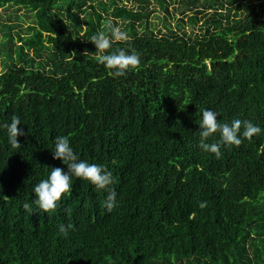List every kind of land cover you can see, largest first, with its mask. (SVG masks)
I'll use <instances>...</instances> for the list:
<instances>
[{"label": "trees", "instance_id": "obj_1", "mask_svg": "<svg viewBox=\"0 0 264 264\" xmlns=\"http://www.w3.org/2000/svg\"><path fill=\"white\" fill-rule=\"evenodd\" d=\"M175 4L177 25L164 16L158 29L154 5L176 18ZM3 9L16 19L0 21V264H264V0H0ZM109 25L126 38L107 51L140 58L122 77L91 41ZM204 109L262 131L239 146L213 134L217 158L198 146ZM13 116L25 132L16 147ZM57 136L112 172V212L107 193L79 178L55 210L33 203L50 168L67 171L53 158ZM61 224L74 226L67 237Z\"/></svg>", "mask_w": 264, "mask_h": 264}, {"label": "clouds", "instance_id": "obj_2", "mask_svg": "<svg viewBox=\"0 0 264 264\" xmlns=\"http://www.w3.org/2000/svg\"><path fill=\"white\" fill-rule=\"evenodd\" d=\"M110 36H106L103 32L97 33L91 39L96 45L100 55L97 60L107 69L113 70L116 77H122L126 73L140 63V58L136 53H126L124 50L107 51L112 48L115 41L123 40L126 34L118 27L109 25ZM218 113L210 109H204L202 119L199 123V148L206 153H214L217 158L220 157L219 146L217 143H208L209 137L217 132L220 135V140L228 146H239L242 139H251L254 135L259 134L262 129L254 125L248 120L234 119L231 123L219 122ZM21 121L18 117L13 116L11 122L5 127L8 132V140L12 147L20 145L18 137L24 136L25 132L18 126ZM243 127V131L241 128ZM53 158L60 160L67 166V171L63 168L52 167L46 179L41 180L34 186L33 192L35 199L33 203L38 209L45 213L55 210L63 197L71 193L73 178H79L83 181H88L96 191L107 193L104 204L107 211L110 213L118 206L117 192L112 187L114 178L111 171L101 164L89 163L86 160H81L75 153L68 136H57L55 138L54 148L51 150ZM205 203H201L200 207H205ZM23 208L31 212V204L25 202ZM72 224L59 226V233L67 237L69 232L73 230Z\"/></svg>", "mask_w": 264, "mask_h": 264}, {"label": "rangeland", "instance_id": "obj_3", "mask_svg": "<svg viewBox=\"0 0 264 264\" xmlns=\"http://www.w3.org/2000/svg\"><path fill=\"white\" fill-rule=\"evenodd\" d=\"M154 7L156 8V12L152 15V19H153V22L155 23V25L157 26L158 29L165 30V26H164L165 25V22H164V19H163L164 16L165 17L166 16L169 17V20L171 21V23L173 24V26H176L177 25V22H178L177 19H178V17H181L182 16V14H180L179 11L175 10V8L178 7V4H175V5H171L170 6L171 12L178 14V16L176 18H170V16L167 14V12L165 10H163L162 8H160V6H158V5H154ZM184 8H185L184 6L181 7L180 8V11L183 10ZM0 13H1V16L4 18L3 20H0L2 22H4V21H10V19H12V22H13L16 19V18H9L10 15H12L14 17V15L12 14V10L11 9H8L7 11H5V9H3V10L0 11ZM25 13H26L25 10H23V11L19 12L18 15H20V16L23 17ZM29 21L30 20H28V18L25 17V20L23 22H24V24H28ZM186 24L187 25H186V28L185 29L187 31H189V32L192 31V27L188 23H186ZM198 30H199L198 29V26H196L195 27V31H198Z\"/></svg>", "mask_w": 264, "mask_h": 264}]
</instances>
